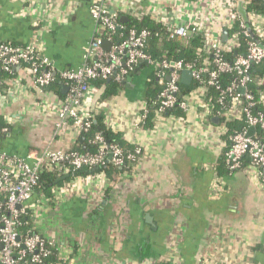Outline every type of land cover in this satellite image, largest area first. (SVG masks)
I'll use <instances>...</instances> for the list:
<instances>
[{
	"label": "crops",
	"instance_id": "crops-1",
	"mask_svg": "<svg viewBox=\"0 0 264 264\" xmlns=\"http://www.w3.org/2000/svg\"><path fill=\"white\" fill-rule=\"evenodd\" d=\"M90 5L91 0H0V43L32 42L56 69H76L95 29ZM111 7L122 24L162 16H152L155 9L179 23L208 12L205 0H113ZM15 71L5 82L10 97L0 106L3 120L10 115L15 120L7 124L0 147L24 157L47 143L63 150L83 143L71 130L54 136L62 101L48 90L40 94L22 68ZM128 86L134 89L133 78ZM191 96L184 120L157 116L146 130L139 127L143 100L124 91L101 102L98 91L93 95L95 117L121 134L123 147H140L142 157L116 184L70 181L59 201L40 210L35 226L66 264H264V183L243 169L217 175L215 167L229 146L225 124L220 117L213 122L216 116L203 122L204 88ZM216 178L223 191L212 198Z\"/></svg>",
	"mask_w": 264,
	"mask_h": 264
},
{
	"label": "built area",
	"instance_id": "built-area-1",
	"mask_svg": "<svg viewBox=\"0 0 264 264\" xmlns=\"http://www.w3.org/2000/svg\"><path fill=\"white\" fill-rule=\"evenodd\" d=\"M251 1L205 0L208 12L198 20H186L180 23L171 17L166 18V13L160 9L152 11V16L155 13H163L162 16L154 15L153 18L164 26L169 39L201 37L202 46L206 54L211 57L205 63L206 66L199 70H193L190 64L182 61L163 60L156 73L157 80L162 86L157 97L156 112L158 117H162L165 110L178 106L186 112L187 116L190 102L185 99L178 103L182 73L186 70L191 71V80H199L201 74H208V79L201 83L214 87L222 96L227 95L230 102L227 111H218L216 114H213L210 103L206 102L200 113L203 122L206 123L210 117L216 116L224 119V122L238 120L245 124L243 132L234 133L228 137L229 146L223 154L225 166L231 171L241 169L253 171L255 176L264 183V144L254 138L255 133L246 137L249 128H254L255 132L264 130V113L252 112L257 103L248 91V85L253 82L254 67L261 66L264 69V49L259 47L260 42L264 41V15L247 11ZM259 1L264 8V0ZM112 2L113 0H91L89 13L95 29L90 41L83 48L82 63L76 69H56L53 62L42 56L39 48L32 42L20 47L0 43L1 69L9 72L12 69L22 68L30 77L34 89L40 94L54 82L58 80L63 82V87L66 88V99L60 103L56 111L54 136L62 135L68 130L77 135L90 133L92 120L96 116V108H91V100L98 90L89 82L97 78L109 79L114 75L117 82L124 83L130 76V71L139 62L152 64L150 56L145 52L149 35L147 31L130 30L122 40L117 42L103 37L105 32L112 33L123 28L111 7ZM240 2L246 11L247 23L238 12ZM213 26L218 29L215 31ZM234 26L241 30L242 37L248 38L252 34L257 41L247 40L244 50L231 61H227L224 60L223 53L234 51L239 43L238 35L229 34V30ZM224 30L227 31L226 42L222 41ZM104 42L109 44L108 49L103 48ZM209 66L211 69L208 68ZM221 74H232L233 82L222 88L215 81ZM255 84L263 88L259 102L264 106V76H261ZM5 88H0V106L7 102L11 94ZM240 89L244 90L243 93L239 92ZM147 115L148 111L144 104L139 118V127L142 126ZM14 120L13 115L4 116V122L8 125H11ZM224 128V133L227 135L228 130ZM90 142L97 146L94 154L57 149L51 147L50 143L40 150L27 153L24 157L0 151V264H43V259L49 256L50 250L56 252L58 264L69 263L68 259L64 260L58 256L55 244L51 240L39 234H25L22 238L18 228L22 225L21 217L26 214L31 215V220L36 225L40 210L51 202L59 201V196L70 190V181L74 183L79 180L100 179L105 186L108 181L106 175L99 172L85 178L69 180L61 187H54L52 199L44 197L33 199L39 174L43 170L56 172L59 175H69L83 167L91 169L104 167L106 164L122 166L126 161H134L135 158L138 161L142 157L140 147H135L133 152L125 153L118 145L107 143L99 135H95ZM244 158H248L249 164L241 167V161ZM222 191L223 184L216 178L211 187L210 196L218 198Z\"/></svg>",
	"mask_w": 264,
	"mask_h": 264
},
{
	"label": "trees",
	"instance_id": "trees-1",
	"mask_svg": "<svg viewBox=\"0 0 264 264\" xmlns=\"http://www.w3.org/2000/svg\"><path fill=\"white\" fill-rule=\"evenodd\" d=\"M247 11H254L258 14L264 15V8L259 0H252L247 6ZM118 22H120L118 20ZM122 24V23H121ZM121 30H116L115 32H105L103 37L110 38L112 41L117 42L122 40L130 30H135L137 32L147 31L148 37L146 40L145 52L150 56L152 64L142 63L140 67L137 65L130 71V76L133 78V83L135 84L134 89L128 91L126 84L117 82L114 75L109 79L97 78L92 80L91 83L97 87L99 92L98 101H104L111 98H115L121 92H127L132 99L143 100L145 102L146 109L148 111L147 117L144 119L142 127L146 130L153 128L155 119L157 115L158 108V94L162 89L161 84L157 80L156 73L160 67V63L163 60L177 62L182 61L185 64H190L193 70H199L206 66V62L211 59L209 55L206 54L202 46V38L194 37L189 39H169L168 34L164 26L155 20L150 15L143 16L141 19H130L129 21L122 24ZM241 30L237 26H234L229 30V34H236L239 37L238 47L230 52L223 53L224 60L231 61L235 56L244 50L247 40L257 41L255 36L250 35L248 38H244L241 35ZM264 46V41L260 42ZM13 46V45H12ZM151 70H150V69ZM210 68V66L208 67ZM211 69V68H210ZM255 71L253 73V82L248 85V91L252 94L254 101L257 103L252 109V112L260 111L264 113V106L259 102L260 93L263 91L262 87H258L255 82L264 76V69L261 66H255ZM17 75L15 70L5 72L0 67V88H5V82L9 79H13ZM144 76L143 78V90H137L136 77ZM208 79V74L203 73L199 80L193 79L190 84H180V93L178 95V103L184 101L189 96L193 94L196 88L203 86L205 89V99L213 107V114L218 111H227L229 108V98L228 96H222L221 93L212 86H205L201 82H205ZM234 80L232 74H221L217 77L216 84L221 85L222 88L231 84ZM63 82L58 80L54 82L50 87L44 91L52 92L60 101L66 99V92L62 91ZM163 117H173L178 119H185L186 112L179 109L178 106L165 110L162 114ZM225 127L228 130L227 137L233 135L234 133H241L245 129V124L243 121H228L224 122ZM9 126L0 117V141H4L7 138ZM6 130V132L4 131ZM99 135L104 138L107 143L118 145L123 152H133L134 148L123 147L121 134L113 133L109 128L105 126L103 118L100 116L94 117L91 123V129L89 134H81L79 136L84 137V142L80 143L78 140L75 142V146L70 150L77 151L79 153H89L94 154L97 151V146L91 144L90 140L95 136ZM254 138L258 139L260 143L264 144V130H258L254 134ZM0 151L6 152L5 149L0 147ZM7 153V152H6ZM137 158L134 161H126L122 166H113L112 164H106L104 167H96L89 169L88 167H83L74 173L69 174V178L56 183L58 178L63 175H59L56 172H50L48 170H43L39 174L38 183L36 186V191L33 195V199H38L44 197L46 199H52V189L56 186H60L63 183L75 179V178H85L92 174L103 172L108 181L116 184L119 181V176L122 173L130 172L132 166L136 164ZM249 164L248 158H244L241 161V167H245ZM217 175L220 177H227L234 171L229 170L224 164V158L220 159L215 167ZM110 193V188H107L104 195L107 197ZM22 225L18 228L20 236L23 238L25 234L27 235H41L31 220V215L26 214L21 217ZM43 264H58L56 252L50 250L48 257L43 259Z\"/></svg>",
	"mask_w": 264,
	"mask_h": 264
},
{
	"label": "water",
	"instance_id": "water-1",
	"mask_svg": "<svg viewBox=\"0 0 264 264\" xmlns=\"http://www.w3.org/2000/svg\"><path fill=\"white\" fill-rule=\"evenodd\" d=\"M242 5H243L242 2H240L239 5H238V12L240 13V15L243 18V20L245 21V23H247L246 11H245V9L243 8ZM120 23H122V21H120ZM222 41L223 42H226L227 41V31L226 30L223 31ZM108 46H109V44L106 43V42H104L103 48L104 49H108ZM259 47L261 49H264V46L261 45V44H259ZM142 63L143 62H139L137 66L140 67L142 65ZM191 79H192V77H191V71L186 70V71H184L182 73L181 83L188 85V84H190ZM131 82H132V76H128L126 78V81H125V83H127V88H130L128 86V84H131ZM64 89H66V88H64ZM243 91H244L243 89H240L239 90L240 93H243ZM212 121L217 123L219 120H218L217 117H214L212 119ZM254 133H255V129L254 128H249L248 131H247V133H246V137H250ZM83 140H84V138H81L80 141H83ZM67 178H69V175L68 174H64L63 176H61L60 178H58V180L56 181V183L61 182V181L65 180V179H67ZM18 208H20V206H18ZM147 220L149 221V216H147ZM18 240H19V238H18Z\"/></svg>",
	"mask_w": 264,
	"mask_h": 264
},
{
	"label": "rangeland",
	"instance_id": "rangeland-1",
	"mask_svg": "<svg viewBox=\"0 0 264 264\" xmlns=\"http://www.w3.org/2000/svg\"><path fill=\"white\" fill-rule=\"evenodd\" d=\"M150 69V68H149ZM151 70V69H150ZM143 78H144V76H139V77H136V83H137V90H143ZM204 91H205V89H204ZM187 100L190 102V104H191V101H192V96H189L188 98H187ZM161 118H163V116L161 117Z\"/></svg>",
	"mask_w": 264,
	"mask_h": 264
}]
</instances>
